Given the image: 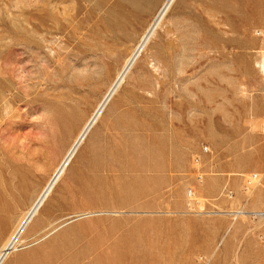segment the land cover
<instances>
[{
	"label": "rangeland",
	"instance_id": "obj_1",
	"mask_svg": "<svg viewBox=\"0 0 264 264\" xmlns=\"http://www.w3.org/2000/svg\"><path fill=\"white\" fill-rule=\"evenodd\" d=\"M158 1L0 0V249ZM210 2L173 1L3 264H264V0Z\"/></svg>",
	"mask_w": 264,
	"mask_h": 264
},
{
	"label": "bare ground",
	"instance_id": "obj_2",
	"mask_svg": "<svg viewBox=\"0 0 264 264\" xmlns=\"http://www.w3.org/2000/svg\"><path fill=\"white\" fill-rule=\"evenodd\" d=\"M147 1V0H145ZM162 0H159L156 4L159 5ZM174 0H167L165 7L160 12L159 16L156 18L152 27L148 30L146 34L142 36L141 42L139 46L133 50L129 51L119 72L117 73V77L115 78L113 85L111 86L107 96L105 97L104 101L99 104L98 108L95 110L94 114L85 119L78 128L73 132L71 140L64 148L63 152L61 153L60 163L57 165L55 172L49 182L46 184L45 188H43L40 192H38L32 203L30 204L29 208L23 212L20 217L15 222L13 226V230L10 232L8 238L6 239L5 243L3 244L2 248L0 249V264L6 262L8 257L12 254L14 250H16V245L19 241L23 238H30L32 236H36L40 234L44 229L40 228L34 232L35 228L38 226L41 216L46 213V209H44L45 202L48 200L51 192L53 191L54 187L57 185L58 181L60 180L61 176L65 173L67 168L69 167L70 163L78 153L81 146L85 143L87 139L92 136V139L97 137L95 134L96 126L99 123L104 111L112 102L114 96L117 94L129 74L132 72L134 66L137 64L138 60L140 59L143 50L149 43L153 33L155 32V27L159 24L162 20L163 16L169 10V7L172 5ZM210 8L219 6L223 7V2L225 0H211ZM69 121L70 118H67L66 114H62L60 111L56 115V123L57 127L61 132H65L67 128H69ZM94 135V136H93ZM257 176V175H254ZM252 176L248 182L250 181V185H259V180H253ZM258 177V176H257ZM8 205L3 207L4 209L8 210ZM2 209V208H1ZM0 209V210H1ZM4 218L2 215L0 216V232L4 225ZM6 264H12V262L8 261Z\"/></svg>",
	"mask_w": 264,
	"mask_h": 264
},
{
	"label": "built area",
	"instance_id": "obj_3",
	"mask_svg": "<svg viewBox=\"0 0 264 264\" xmlns=\"http://www.w3.org/2000/svg\"><path fill=\"white\" fill-rule=\"evenodd\" d=\"M253 180H259V179H258L257 176H254ZM246 187H247V190H248L249 187H251L250 186V181L249 182L247 181V186ZM247 214H248V216L250 218H254V219L261 218V219H264V210L258 211V212H248ZM263 247H264V242H263Z\"/></svg>",
	"mask_w": 264,
	"mask_h": 264
}]
</instances>
